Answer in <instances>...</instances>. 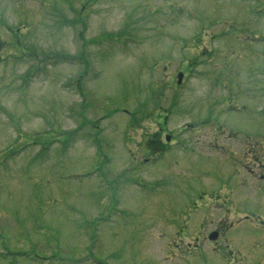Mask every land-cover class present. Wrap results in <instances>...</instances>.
<instances>
[{"label":"rangeland","instance_id":"1","mask_svg":"<svg viewBox=\"0 0 264 264\" xmlns=\"http://www.w3.org/2000/svg\"><path fill=\"white\" fill-rule=\"evenodd\" d=\"M82 1L0 0V242L17 254L11 264H39L28 253L57 254L59 259L51 257L54 264H107L102 260L106 258L115 264H255L259 249L264 248V221L260 223L261 211L249 198L236 201V211L253 212L255 221H242L232 233L259 241L255 250L241 249L240 261L218 262L207 248L188 250L180 234L191 241L198 232L189 229L188 222L191 228L196 223L186 220L188 212L182 208L191 198L205 205L215 199L210 203L213 195L200 199L201 194L188 193L189 183L180 181V175L197 173L191 181L200 183L194 187L213 189L220 194L218 205L235 209L228 198L229 181L245 176L244 165L254 166L247 158L258 154L250 150L248 141L234 143L222 134L231 136L232 127L236 133L253 130L258 134L252 140L258 139L264 149V109L259 108L264 107V0H97L85 7L78 21L76 9ZM195 30L194 40L189 35ZM82 45L91 65V74L83 80L90 101L85 114L78 111L79 100L71 86L80 67L77 59H56L59 54L75 55ZM195 54L193 74L188 73L178 89L174 83L168 88L177 68L174 62ZM161 57L171 61L159 75L164 79L158 85L165 86L162 103L169 112L165 131L179 132L176 140L193 148L202 142L228 144L227 151L234 152L236 160L242 157L241 163L229 159L221 165L214 151L204 152L201 159L189 153L194 162L180 158L177 148L156 159L144 154L141 125L131 126L126 111L113 109L139 108L148 100L149 89L157 85L146 66ZM199 62L206 66L200 69ZM200 71L206 77L193 81ZM170 92L172 97L177 94V103L170 101ZM235 102L239 111L231 109ZM84 115L97 127L81 128L78 117ZM199 118L204 123L197 128L185 127ZM85 130L100 133L102 145L111 151V163L102 169L119 193L112 212L115 221H98L91 256L95 262L82 258L89 254L87 219L96 212L108 214L110 202L98 187L99 177L64 175L91 169L94 147ZM60 131L66 135H59ZM236 138L244 140L241 134ZM137 142L142 152L136 150ZM198 161V171L186 170ZM201 163L205 171L198 167ZM208 175L218 180L212 183ZM227 243L226 252L236 254L235 242ZM182 251L185 256L177 259Z\"/></svg>","mask_w":264,"mask_h":264},{"label":"flooded vegetation","instance_id":"2","mask_svg":"<svg viewBox=\"0 0 264 264\" xmlns=\"http://www.w3.org/2000/svg\"><path fill=\"white\" fill-rule=\"evenodd\" d=\"M214 228L217 230V232L220 234V228L218 226H214Z\"/></svg>","mask_w":264,"mask_h":264}]
</instances>
